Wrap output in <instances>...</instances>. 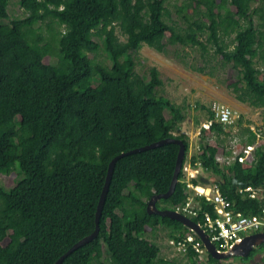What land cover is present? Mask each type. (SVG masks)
<instances>
[{
    "label": "trees",
    "instance_id": "obj_1",
    "mask_svg": "<svg viewBox=\"0 0 264 264\" xmlns=\"http://www.w3.org/2000/svg\"><path fill=\"white\" fill-rule=\"evenodd\" d=\"M11 1L0 0V172L15 171L19 177L10 187L0 183V264H54L92 233L109 163L120 153L181 138L186 160L189 141L173 133L184 113L157 94L158 68L151 67L149 79L135 76L133 51L143 44L163 52L169 41L204 51L207 42L212 43L224 62L235 66L236 98L264 108V79L256 65L257 58L264 61V0H184L179 10L188 21L185 32L168 22L169 0H18L27 14L10 18ZM190 7L193 14L187 15ZM44 22L52 33L48 54L57 57L49 63L43 45L34 41H44ZM205 32L207 42L201 36ZM232 35L230 48L224 36ZM101 51L107 60H100L94 71L93 57ZM208 117H214L211 109ZM261 128L264 135V120ZM211 129L231 135L216 119ZM255 136L248 126L240 133L246 143H254ZM179 148L170 142L118 159L99 234L61 264H103V246L111 264L164 262L160 246L145 237L147 226L166 227L175 239L192 232L200 240L182 222L147 209L154 194L169 189ZM216 152V146L203 142L191 161H201L218 176L215 180L235 210L260 213L263 202L241 194L239 188L264 186V145L256 148L249 166L238 161L221 166ZM182 176L174 193L156 202L158 209H175L186 201ZM199 203L192 219L203 224L204 211H213V206L202 197ZM260 251L264 261V243L238 256L249 260ZM186 255L187 264H202L193 247ZM206 255L208 264H225Z\"/></svg>",
    "mask_w": 264,
    "mask_h": 264
},
{
    "label": "rangeland",
    "instance_id": "obj_2",
    "mask_svg": "<svg viewBox=\"0 0 264 264\" xmlns=\"http://www.w3.org/2000/svg\"><path fill=\"white\" fill-rule=\"evenodd\" d=\"M183 4L184 0H169L166 4L171 15V19H168V22L180 32H185V28L188 25L183 12L179 10V7ZM254 4L256 5V3ZM186 13L187 15L193 14L192 7ZM26 14L27 12L24 8L18 4V0L10 2V18L25 16ZM195 17L197 18V16H191L190 18L193 20ZM9 20L5 21L8 22ZM53 26L57 29L59 28L57 24ZM41 31L45 36L44 41L38 37H35L34 41L43 45L47 54L45 62H54L57 59L56 55L48 54L53 42L50 40L52 33L48 29L46 22L42 23ZM117 34L122 40L126 39L119 28H117ZM167 35L169 36L170 32ZM201 36L207 42L208 33H202ZM224 41L230 48L234 47V35L224 36ZM207 47L208 49L204 51L201 47L195 45L169 41L163 52H159L147 44H143L139 49L133 51L136 60V78L138 80L149 79L151 67H157L159 70L156 87L157 94L165 95L183 110L184 121L175 126L173 133L181 135L189 141V151L185 160L187 164H189L188 161H191L192 156L199 154L203 142H208L216 146L217 149H227L226 147H229L234 136L238 135L241 138L240 133L244 134L245 127L254 126L261 128L263 126L264 108L239 101L235 96L233 87L238 77L234 64H226L222 56L217 54L212 43L207 42ZM93 58L94 71H97L100 60H107V56L103 51L100 52L98 57ZM256 65L258 67V76L264 79V61L257 58ZM201 67L205 69V72L199 70ZM214 101L225 103L238 110L240 115H242L240 124L236 127L227 128L231 133V137L217 133L207 136L206 132L202 136L196 135L199 126L209 118V109ZM165 114L168 118L171 117L169 111H165ZM205 173L212 178H218L212 171ZM17 176L15 171L9 174L0 172V183L7 187L13 186L19 177ZM145 237L156 242L161 248L159 256L164 262L158 261L157 264L188 263L187 255L176 251L169 244L171 236L168 228L159 225L152 229L147 226ZM262 257L263 253L260 251L249 260H243L238 255H234L226 257L222 261L225 264H264ZM198 261L202 264H208V255L201 254ZM102 263L111 264L110 253L106 246H103Z\"/></svg>",
    "mask_w": 264,
    "mask_h": 264
},
{
    "label": "built area",
    "instance_id": "obj_3",
    "mask_svg": "<svg viewBox=\"0 0 264 264\" xmlns=\"http://www.w3.org/2000/svg\"><path fill=\"white\" fill-rule=\"evenodd\" d=\"M210 109L214 117L208 118L199 126L196 132L197 136H202L204 132H206L207 136L215 134L216 132L211 129L215 119L222 122L227 130L229 126L236 127L239 123V118H241L238 110L220 101H214ZM248 127L256 135L255 142L246 143V141H243L244 139H241L242 137L234 136L229 147H226L227 149H217L215 158L221 166H229L236 161L244 166L254 163L256 148L264 145V135L262 128ZM188 163L184 162L181 170L183 174L182 180L187 186L186 201L178 205L174 210L192 218L199 213L201 208L200 197L204 198L208 203H212L213 211L205 210L203 213V224L198 223L209 235L219 251H231L234 245L243 237L257 232H264V186L247 185L239 188L241 194L263 202L260 213H244L233 208V202L221 191L218 181L206 175L205 172L210 170L204 167L201 161H196L195 163L188 161ZM169 244L173 249L184 254H187L189 247H193L200 254H207L208 252L203 241L197 239L192 232L186 233L181 239L171 238Z\"/></svg>",
    "mask_w": 264,
    "mask_h": 264
},
{
    "label": "water",
    "instance_id": "obj_4",
    "mask_svg": "<svg viewBox=\"0 0 264 264\" xmlns=\"http://www.w3.org/2000/svg\"><path fill=\"white\" fill-rule=\"evenodd\" d=\"M170 142L177 143L180 146L173 177H172L169 189L165 193L154 194L153 197L149 200L147 204L148 211L150 213H157L162 216H167L171 219L178 220L182 222L185 226H188L191 230L195 231L200 236L208 252L213 257L218 258V259H224L226 257H230L234 255L247 256L250 254V252L254 248L264 243V232H257V233H253V234L243 237L241 240H239L234 245L231 251L221 252L217 249L216 245L211 241L209 235L204 231V229L201 227V225L198 222L194 221L192 218L174 209H158L157 208L156 202L158 200L162 198H169L174 193L177 183L179 181V175L181 173L184 160H185V156H186V144L183 141V139L165 138V139H161L156 142H153L149 145L130 150L128 152H122L111 160L108 166V172L106 176L105 185L103 187V190H102V193L100 195V199L97 205L95 230L89 235L80 239L78 242H76L69 250H67L64 254H62L54 264H61L66 256H68L70 253H72L74 250H76L80 246L92 241L99 234L100 218L102 215L108 189L111 183L112 174H113V171H114V168H115V165L118 159H120L121 157L127 154H131V153L146 150V149H151V148L158 147L166 143H170ZM205 181H207V179H205Z\"/></svg>",
    "mask_w": 264,
    "mask_h": 264
}]
</instances>
